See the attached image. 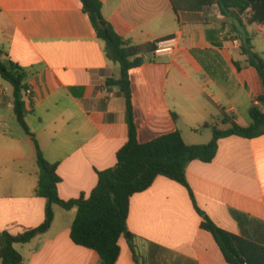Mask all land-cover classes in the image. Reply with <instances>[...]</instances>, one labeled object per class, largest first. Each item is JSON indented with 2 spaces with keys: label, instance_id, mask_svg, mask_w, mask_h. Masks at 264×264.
I'll use <instances>...</instances> for the list:
<instances>
[{
  "label": "crops",
  "instance_id": "0c3cea01",
  "mask_svg": "<svg viewBox=\"0 0 264 264\" xmlns=\"http://www.w3.org/2000/svg\"><path fill=\"white\" fill-rule=\"evenodd\" d=\"M100 1L105 19L136 44L180 37L175 54L150 56L131 70L140 142L180 130L186 143L207 144L215 124L229 127L225 115L253 124L250 111L264 88L219 5L176 12L171 0ZM256 28L264 25L247 27L255 38ZM0 49L27 71L32 90L24 98L28 134L14 111V87L0 75V230L19 234L42 224L48 203L37 193L36 141L59 163L60 198L88 197L128 141L127 101L107 84L121 72L81 0H0ZM187 179L197 205L221 228L241 234L234 210L264 221V135L222 138L216 158L192 161ZM190 190L159 176L132 196L128 226L145 264H229L201 227ZM53 209L47 232L15 244L25 264H101L98 252L71 238L77 208ZM120 246L116 264H137L124 237Z\"/></svg>",
  "mask_w": 264,
  "mask_h": 264
},
{
  "label": "trees",
  "instance_id": "16d2710c",
  "mask_svg": "<svg viewBox=\"0 0 264 264\" xmlns=\"http://www.w3.org/2000/svg\"><path fill=\"white\" fill-rule=\"evenodd\" d=\"M97 31L98 38L105 42V51L110 60L121 66L119 78L108 77L109 86L119 87L127 101V122L129 137L127 143L117 152L114 167L98 172V184L91 194L77 199L63 200L58 187L61 177L59 163L50 162L38 142L37 164L40 169L37 187L38 195L47 199L45 219L41 225L19 234L0 230V261L3 264H25L15 244H25L36 236L47 232L54 221L53 205L65 209L77 208V215L71 228V238L77 245L95 250L101 257V264H116L121 255L120 239L125 238L133 251L137 264H145L137 251L135 235L128 226L130 200L132 196L149 189L159 176L174 180L189 188L187 169L194 160L212 162L218 153L219 141L229 136L256 138L264 135V92L258 96V104L250 111L253 124L243 126L233 116L225 115L222 129L213 126V138L207 144H188L182 132L161 135L142 143L134 114L131 70L140 67L152 56L158 41L134 43L118 33L113 24L105 19L100 0H81ZM174 10L201 11L207 6L219 5L224 15L232 20V30L242 45V53L254 67L264 88V58L255 51V35L248 25H264V0H171ZM246 17V21L244 17ZM241 69V65L238 64ZM0 75L14 87V111L20 125L32 134L26 121L25 92L28 73L0 49ZM174 117L176 115L174 114ZM208 126V124H206ZM197 211L203 217L201 227L210 232L229 264H264V221L234 210L233 215L241 228V234H234L217 225L197 205L190 190Z\"/></svg>",
  "mask_w": 264,
  "mask_h": 264
},
{
  "label": "built area",
  "instance_id": "2783aa9c",
  "mask_svg": "<svg viewBox=\"0 0 264 264\" xmlns=\"http://www.w3.org/2000/svg\"><path fill=\"white\" fill-rule=\"evenodd\" d=\"M238 45H241L240 40H236ZM180 46V37L179 35H173L164 39L158 40L156 43V48L152 54L153 57H162V56H171L175 54L177 49ZM106 92L109 96H112L113 93L106 87ZM27 94L32 92L31 89L26 90Z\"/></svg>",
  "mask_w": 264,
  "mask_h": 264
},
{
  "label": "rangeland",
  "instance_id": "374dc122",
  "mask_svg": "<svg viewBox=\"0 0 264 264\" xmlns=\"http://www.w3.org/2000/svg\"><path fill=\"white\" fill-rule=\"evenodd\" d=\"M255 33H256V38L254 41L255 46L258 48V50L260 51V53H262V56L264 58V30L260 29V28H256L255 29ZM115 74L116 76L120 75L121 72V66L118 63H115ZM5 82V80H3ZM9 87L13 90V85L10 82H7ZM222 126V125H221ZM224 127V126H222ZM22 129V128H21ZM23 131V129H22ZM38 169V167H36ZM146 262V260H145Z\"/></svg>",
  "mask_w": 264,
  "mask_h": 264
},
{
  "label": "water",
  "instance_id": "95a60500",
  "mask_svg": "<svg viewBox=\"0 0 264 264\" xmlns=\"http://www.w3.org/2000/svg\"><path fill=\"white\" fill-rule=\"evenodd\" d=\"M263 111H264V108H263Z\"/></svg>",
  "mask_w": 264,
  "mask_h": 264
}]
</instances>
